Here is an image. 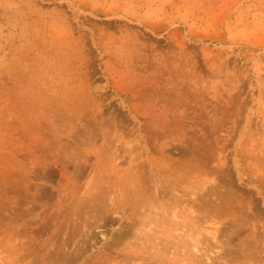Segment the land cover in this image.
Instances as JSON below:
<instances>
[{"label": "rangeland", "instance_id": "rangeland-1", "mask_svg": "<svg viewBox=\"0 0 264 264\" xmlns=\"http://www.w3.org/2000/svg\"><path fill=\"white\" fill-rule=\"evenodd\" d=\"M0 264H264V0H0Z\"/></svg>", "mask_w": 264, "mask_h": 264}]
</instances>
